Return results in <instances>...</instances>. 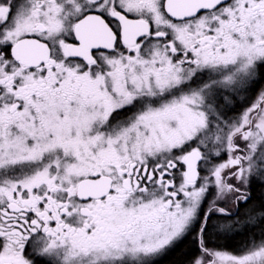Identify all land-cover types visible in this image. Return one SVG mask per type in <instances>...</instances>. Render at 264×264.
<instances>
[{"label": "snow or ice", "instance_id": "obj_1", "mask_svg": "<svg viewBox=\"0 0 264 264\" xmlns=\"http://www.w3.org/2000/svg\"><path fill=\"white\" fill-rule=\"evenodd\" d=\"M189 238L264 264V0H0V264Z\"/></svg>", "mask_w": 264, "mask_h": 264}, {"label": "trees", "instance_id": "obj_2", "mask_svg": "<svg viewBox=\"0 0 264 264\" xmlns=\"http://www.w3.org/2000/svg\"><path fill=\"white\" fill-rule=\"evenodd\" d=\"M216 244H223L227 247H230L232 244L231 240L217 239ZM196 249L193 245L192 240L182 242L177 248L170 251L167 255L163 256L160 259L159 264H184L194 255Z\"/></svg>", "mask_w": 264, "mask_h": 264}, {"label": "flooded vegetation", "instance_id": "obj_3", "mask_svg": "<svg viewBox=\"0 0 264 264\" xmlns=\"http://www.w3.org/2000/svg\"><path fill=\"white\" fill-rule=\"evenodd\" d=\"M191 239V238H190ZM216 240L217 239H213L212 241H211V245L212 246H215V247H217V248H219V249H224V250H227V251H230V252H236V251H238L239 250V245H240V242H241V240H240V238H237L236 240H231L232 241V244H231V246L230 247H227V246H225V245H223V244H216ZM196 249V248H195ZM198 252V249H196V252H195V254ZM184 264H186V263H184Z\"/></svg>", "mask_w": 264, "mask_h": 264}]
</instances>
